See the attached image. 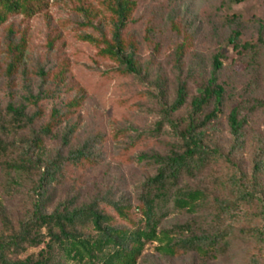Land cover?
<instances>
[{"label":"rangeland","instance_id":"obj_1","mask_svg":"<svg viewBox=\"0 0 264 264\" xmlns=\"http://www.w3.org/2000/svg\"><path fill=\"white\" fill-rule=\"evenodd\" d=\"M135 2L124 37L128 52L134 51L135 73L105 52L114 44L112 0H37L40 10L11 13L0 24V213L12 226L31 210L40 167L51 158L66 160L51 187L50 209L60 202L94 203L108 211L113 205L131 206L140 223L144 186L159 168L152 156L168 154L180 143L192 101L213 75L215 59L225 94L221 115L205 126L206 142L224 149L230 144L229 114L236 108L247 140L238 161L251 171L253 139L264 134V0ZM235 31L240 36L232 43ZM180 84L187 88V102L169 113L166 107ZM73 103L79 106L70 107ZM10 105L28 115L40 111V117L29 128H15ZM212 109L213 103L204 114ZM50 122L52 133L42 136ZM36 136L41 148L33 144ZM78 148L86 149L87 164L67 160ZM15 163L27 167L16 169ZM226 172L225 163L215 162L183 185L225 198L230 194L223 184ZM214 211L210 202L195 213L171 210L160 227L187 223L194 232L213 233L219 227ZM256 221L251 209L222 224L230 242L216 256L167 255L157 248L165 241L155 240L145 245L136 264H250L256 248L241 230ZM38 250L28 247L19 257H34Z\"/></svg>","mask_w":264,"mask_h":264},{"label":"trees","instance_id":"obj_2","mask_svg":"<svg viewBox=\"0 0 264 264\" xmlns=\"http://www.w3.org/2000/svg\"><path fill=\"white\" fill-rule=\"evenodd\" d=\"M115 24L114 44L106 50L112 58L127 64V71L136 72L134 51L128 52L125 34L136 8L135 0H112ZM37 0H0V24L11 13L24 12L32 15ZM263 30V27L262 29ZM239 32L230 37L236 43ZM260 40L263 41L262 36ZM130 45H133L131 43ZM128 52V53H127ZM221 63L214 61V72L202 88L199 96L192 101V111L188 125L180 132V143L168 154L152 156L159 165L156 174L150 177L139 203L140 223L132 207L113 205L112 211L100 209L96 204L70 207L60 202L50 209L51 187L62 174V158L47 159L40 167L37 184L32 188V205L27 215L12 226L9 218L0 213L4 229L0 232V264H136L147 243L158 240L165 244L158 250L167 255L195 252L203 257L216 256L230 239H227V220L239 217L255 209L256 224L250 229H242L245 240L251 242L256 251L249 259L250 264H264V134L254 137L251 151V171L242 169L238 157L243 153L247 140L244 120L238 110L229 114L230 144L224 149L209 146L206 142L208 129L205 126L219 118L223 108L224 87L218 83L217 70ZM188 92L180 84L173 102L166 107L169 113L180 110L187 102ZM213 103V109L204 114L205 108ZM79 106L73 103L70 107ZM15 128H29L40 117V111L28 115L25 110L10 105ZM58 114V113H56ZM198 116H202L198 122ZM57 120L59 117L55 115ZM55 120V121H56ZM54 124L50 122L40 131L42 136L51 134ZM34 146H43L40 137H35ZM85 148L69 153L67 160L74 165L88 162ZM215 162H223L227 167L223 184L230 194L225 197L211 195L207 190L183 185L188 178H194ZM16 169L27 167L12 164ZM44 170V171H42ZM210 202L219 227L213 233L194 232L189 225L182 224L176 229L161 228L160 225L171 210L198 212ZM222 224L226 225L225 227ZM186 233L177 236L176 231ZM224 242V244H222ZM28 247L39 248L34 257L21 259L19 255Z\"/></svg>","mask_w":264,"mask_h":264}]
</instances>
